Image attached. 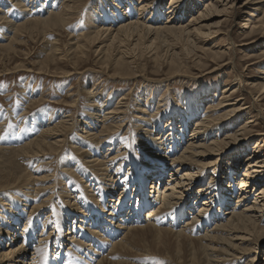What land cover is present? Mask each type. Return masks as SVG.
Instances as JSON below:
<instances>
[{
  "label": "bare ground",
  "instance_id": "6f19581e",
  "mask_svg": "<svg viewBox=\"0 0 264 264\" xmlns=\"http://www.w3.org/2000/svg\"><path fill=\"white\" fill-rule=\"evenodd\" d=\"M10 1L16 3V7L23 5L22 0ZM84 1L87 0H64L57 8L52 3L54 6L50 4L46 13L47 6L41 5V11L35 15L29 8L22 9L20 17L23 22L7 28L11 37L5 39L10 44L1 45L2 48H11L16 31L21 32L23 28L25 34L27 30H33L27 25L32 27L35 24L34 30L40 26L65 28L71 22L70 15H75ZM163 1L99 0L97 7L87 15L86 26L70 35V46L66 48L64 44L66 54L62 55L58 46L48 54L59 59L67 58L70 53L76 55L77 63L72 65L74 68L71 66L73 71L87 60L90 55L87 50L94 49L97 60H103L105 71L111 67L119 70L123 66L129 67L132 52L151 48L157 41L166 43L161 41L162 38L171 36L170 41L179 43L183 40L193 43L194 47L198 40L204 42L200 37L202 29L207 28L208 35L204 33V37H210L212 24L208 23L212 18L226 17L237 9H247L243 10L246 16L252 17L253 13L248 12H257V6L264 4V0H167V5ZM261 15L256 23L245 18L249 25L242 24L241 28L248 29L249 34L260 32L264 37V15ZM7 18L3 22L9 24ZM216 23L218 27L219 22ZM215 33L216 36L221 34ZM251 46L256 50L257 46ZM169 47L163 49L171 53L174 47ZM223 52H211V57L222 59ZM256 54L264 61V46ZM176 56L175 52L172 53L171 59ZM249 56L256 57L254 51ZM50 62L51 59L49 65ZM72 71L60 73L57 77L66 78L73 74ZM262 80L250 86L261 90L258 97L264 93V76ZM229 89L221 90L222 96L218 97L217 104L213 103L215 99H210L203 113L199 112L201 102L197 101L194 103L196 107L184 114L180 110L171 115L174 122L172 117L160 116L163 104L157 103L153 107L147 99L144 104H137L139 107L134 112L139 116L134 117L140 122L142 134L137 137V146L130 145L132 152L126 148L124 138L118 139L129 112L128 105L122 101L123 96L115 107H111L110 103L101 101L100 92L94 88L86 92L96 102L91 118L77 119L65 109L55 118L57 123L51 116L41 120L38 136H28L21 140V147H12L10 151L14 156H25L28 161L43 163L45 156L55 153L61 160L65 145L70 143V150L81 160L74 163L76 166L65 164L57 174L56 171L51 173L49 165H42L39 172L34 168L27 170L29 172L21 170L19 176L12 173L0 183V264H134L129 259L140 260L132 251L143 235L155 237L159 244L167 245L173 240L178 246L186 245L187 262L186 257L184 260L177 257L182 264H236L248 256L244 264H264V133H254L262 113H248L250 115L244 122L236 124L249 107L245 96L237 100L231 95L225 96ZM241 91L243 89L238 85L229 93L233 95ZM214 95H210L211 98ZM228 101L232 102L229 104ZM79 104V100L74 99L70 107L75 109ZM225 106L228 109H223ZM190 118L194 119L191 129ZM176 124H181L177 131ZM225 124L232 127L221 137ZM79 128V135L75 139L70 137V132ZM254 136L258 139L251 144L252 151L240 161L243 145ZM234 149L237 152L233 153ZM130 153L132 159L128 156ZM222 159L226 164L219 168ZM209 172V182L196 186L203 182L199 177ZM154 176L158 177L155 184L151 182ZM148 182H151L150 195L145 191ZM194 186L195 190L192 189ZM57 189L61 190L58 194ZM159 251L169 253V249ZM159 260L148 258L146 264H179L170 259Z\"/></svg>",
  "mask_w": 264,
  "mask_h": 264
},
{
  "label": "rangeland",
  "instance_id": "374dc122",
  "mask_svg": "<svg viewBox=\"0 0 264 264\" xmlns=\"http://www.w3.org/2000/svg\"><path fill=\"white\" fill-rule=\"evenodd\" d=\"M26 1H21V3L26 6L25 8L23 5L20 7L14 6V4L16 3L10 0H0V31H2L0 32V123L3 121V123L0 124V149L2 150L0 151V171H2L0 172V183L6 181V178L12 175V173L16 176H19L21 174L20 172H29L32 171V168H34L36 171H40L43 169V167H41L42 165H49V169H52L51 173H54L56 171L57 174L58 171H62V169L65 168L63 167L65 164L69 166L70 164H74L75 162H79V160H81L79 155L70 150V143L69 145H65L66 149H63L65 152L64 155L62 154L63 157H61V160H59L57 155L54 153L52 156H45L46 159L44 158L45 160L43 161V163H40V161H37L36 163V160L34 162L28 161V158L25 156L16 158V156H14V154L10 150H12V147H21V145L23 144L21 140L23 141L24 138L28 136L31 137V135L33 137H35L36 135L38 136L41 130L39 128V123H41V120L48 118L49 116L55 119L65 109H67L65 110L67 111V114L69 111V114H72L77 119L81 120L86 118V116H88V118H91L90 115L95 108L94 103L96 102L91 97H88V93L91 91V89L94 88H96V92H100V95L102 96L101 101L110 103L111 107H115L118 100L122 98V96L125 98L122 101L125 102L124 104L128 105V119H125L123 117V119H125V126L119 132L120 134L118 136V139L124 138L123 140L125 141L124 143L126 144V148L130 152H132V150L130 149V145L134 143V145L137 146V137L142 134V130H139L141 128L140 122H137L134 117L136 115L138 117L139 114H135L134 110L139 107L137 104H144L146 101L145 99L149 100L148 103H152L153 107L157 106V103L158 105L163 104L161 106V114H159L160 116H163V118L165 117L168 119L172 117L171 115L178 113L180 110L182 114H184L190 109L196 107L194 103H196L197 101H200L201 103L202 101H204L202 104H199V112L203 113L207 109L205 104L207 102H210V99H215L216 102L214 101L213 103L217 104V102H219L218 97L220 98L222 92L221 90L230 88L225 96L231 95V98L233 100H237L239 98L244 99L245 96L248 102L247 106L249 107L247 110H245L243 116L239 118V121H236V124H239L242 120V122H244V119L248 118L250 115L248 113L253 112V114L259 115L258 112H260L262 113V116L260 114L261 121H259L258 126H256L254 133H264V93L261 94L260 97H258L261 90L256 89V87H250L254 82L263 81L262 77L264 76V61H262V57L260 55L258 57L256 53L261 46H264V37H262L260 32L249 34L248 29L241 28L242 24L248 23L249 25V21H244L245 18L256 23L257 20L262 17L261 14L264 15V4H260L259 6H257V12H255V10H251L248 12L250 13V15H252L253 13L252 17L246 16V12L244 11H247V9H237L233 14H231V11V13L226 17L212 18V20H210L208 23V25L212 24L209 28L212 34L210 33V37H204V33L205 35H208V29H202V36L200 37L204 39V42H202V40H198V43L196 42L197 44L195 43L196 45H194V47L193 43H186L183 40H181L182 42L179 41V43L176 41H170L173 39L171 36L167 37V39L162 38L161 41H166V43L160 44L157 41V43L153 44L151 48L148 47V49L146 48L145 50L140 49V51L136 50L135 52H132V54L134 55H132V58L130 60L131 66L127 64L130 68L123 66L118 70L114 67H111L109 68V70L106 69V71L104 68H102L103 64L101 61L103 60H97V56L93 52L94 49H90L87 50V53L89 52L88 54H90L87 60L78 65L79 69L77 68V70L72 71L71 66L75 64V62L77 63L76 55L74 56V54L70 53V56L67 57L70 59V61L69 59L67 60V58H64L66 60L65 62L64 59H59L58 56H53L52 54L48 53H51L55 46H58V48L62 49V55H64V53L66 54L67 49H65V45H67L66 48L70 46V35H73L77 29H79L80 31L86 26L87 22L85 21L87 19V15L91 12V10L97 7L99 0H87L83 2L84 4L81 3V8L77 12L78 14L76 13L75 15H70L69 20L71 22H69V24H67L65 28H63V26H57L54 28L50 27L49 29V27L44 28L40 26L39 28H35L34 30L35 24L32 25V27L31 25H27L28 29H33L32 31H35L36 33L32 32L31 30H29L28 32L27 30L28 33L26 32L25 34L24 30L22 32L23 28L21 30L18 29L21 32L16 31L17 34L15 32L14 36H16L17 39L16 37L13 39L12 45H10L11 48L9 50L7 49L9 51L8 52L4 48H2V46L4 47L5 45L10 44V42H7V40L5 39L7 37H11V34H9L10 32H7V28H9L11 24L17 25L18 23L23 22L21 21V17L23 14L20 13L22 9L25 10L29 8L31 10L30 12L34 13L35 15L37 12L41 11L39 6L42 5L44 7L47 6L45 9L46 13V11L50 7V4H55V6H53L57 8L56 6L59 7L64 0H34V4L31 3L33 0ZM241 1L242 0H240V2ZM57 2L59 5L57 4ZM163 3L167 5V0H164ZM201 4H203V1L201 2ZM17 15L21 17L19 19L14 18ZM72 17L73 19H71ZM5 18L8 19L7 22L10 21L11 23L9 22V24H6V22H3ZM184 19L187 20L186 17ZM161 20L164 21V17H162ZM216 22H219L218 27L216 26L218 25V23ZM44 31H47L46 33L48 35L46 33L44 34ZM215 32L221 34H217L216 36ZM226 33L228 34V36H226ZM29 36L33 38L31 39V37ZM234 39H236V41ZM205 40L207 41L205 42ZM214 45L217 47H214ZM251 45L257 46V51L255 50V48H253L254 46ZM13 47L14 49H12ZM167 47H174L175 49L173 48V51L170 53L166 52L163 49ZM214 50L221 52H223L224 50L222 59L221 57H211V52H215ZM253 51L256 57L249 56V54L253 53ZM174 52L177 54V56L175 59H171V54ZM49 59H51V66L49 65ZM217 59L220 61H218ZM52 60L54 61L52 62ZM132 60L133 63L131 62ZM217 65L225 66L217 67ZM24 66L26 67V69L24 68ZM46 66H49L48 69L45 68ZM31 68H34V71ZM72 68L74 67L72 66ZM10 69L14 71H11ZM67 71H72L73 74L67 76L66 78L57 77L59 76L58 74L66 73ZM238 85H241L243 92L241 91V94H230L234 88H238ZM213 93H215V95L211 98ZM74 99H78L80 104L75 109H72L70 105L72 104V101ZM96 100L98 101L99 98H97ZM184 100L191 104L188 105V103H186L187 105H185ZM32 102L36 103H33L32 105ZM228 102L230 104V102L232 101ZM228 102H225L224 104L228 105ZM87 105L89 106V108ZM228 106H225L226 108L224 107L223 109H228ZM158 107L160 108V106ZM181 107H184V109L182 110ZM186 117L188 116L186 115ZM171 119L174 122V118L172 117ZM193 120L191 119V121H189L190 129ZM175 121L178 123L180 122L177 120ZM54 122L57 123V120L55 119ZM180 126L181 124H176V131L177 129H180ZM224 126H226V128L224 127L221 129V137H223L226 132H228L232 127L230 125L228 126L227 124H225ZM81 127L82 126H80V128ZM80 128L76 131H71L69 134L70 137L75 139V137L79 135L78 133L81 132ZM189 128L186 130L187 134L190 133ZM144 130L145 128L143 129V131ZM151 131H154V129H152ZM256 138L258 139L257 136L247 139L249 141L245 142V144L243 145L245 146V148L243 147V152H240V161H242L247 153L252 151L251 148L253 145L251 144L257 140ZM262 138H264V135L262 136ZM13 142H15V144L19 142L20 145H15ZM117 143L118 140L114 144L117 145ZM232 152H237V150L234 149ZM68 154H70V156ZM130 154H128V156H130V158L132 159L133 154ZM225 164L226 163H224L222 159L218 166L220 168ZM2 166L6 167H3V169ZM72 166H76V164ZM35 167H37V169ZM225 171L223 170L222 173L224 174ZM210 174L211 172L205 174L204 177L200 176L199 180H202L203 182L196 186L203 185L204 183L209 182L210 179H208V177L210 176ZM166 177L167 175L164 177V179H166ZM151 180V182L155 184L158 180V177L154 176ZM151 182H148V186H146V195H150V193L148 192H150L149 185L151 184ZM262 185H264V180L262 182ZM158 186L159 185H157L156 188ZM5 187L6 186H4V188ZM192 189L195 190V186ZM60 192V189L56 190L57 194ZM46 195H44V197ZM24 219L25 216L23 217L22 222ZM139 239L141 240V242L135 245L132 254L139 257L140 260L136 258H134L133 260L129 259V261L131 260V262H133L134 264H146L148 262L146 261V259L148 258H152L153 260L165 258L177 261L179 264H182L177 260L178 256L182 257L183 260L186 257L185 261L187 262V254L189 253L186 250V245L178 246L177 244H175V242H173V240L169 241L167 245L159 244L157 239L150 235L140 236ZM3 244H6V240L3 241ZM163 249H169L168 255H166L162 251H159ZM170 249L176 252L173 253L172 251H170ZM143 255H148L150 257H142ZM248 257H244L245 261L248 260ZM243 262H237L236 264H244Z\"/></svg>",
  "mask_w": 264,
  "mask_h": 264
}]
</instances>
